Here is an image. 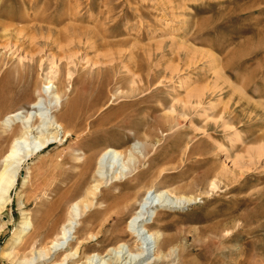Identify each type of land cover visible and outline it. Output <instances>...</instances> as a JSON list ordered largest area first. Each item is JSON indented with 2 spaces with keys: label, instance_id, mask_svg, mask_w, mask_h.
I'll return each mask as SVG.
<instances>
[{
  "label": "rangeland",
  "instance_id": "obj_1",
  "mask_svg": "<svg viewBox=\"0 0 264 264\" xmlns=\"http://www.w3.org/2000/svg\"><path fill=\"white\" fill-rule=\"evenodd\" d=\"M49 83L68 136L24 163L0 215V264L56 237L107 148L131 157V174L106 197L153 187L195 201L161 211L153 230L178 253L162 264H264V0H0V159L13 135L1 122L38 98L54 107ZM108 214L82 217L77 236H98L82 256L122 235L130 215Z\"/></svg>",
  "mask_w": 264,
  "mask_h": 264
},
{
  "label": "bare ground",
  "instance_id": "obj_2",
  "mask_svg": "<svg viewBox=\"0 0 264 264\" xmlns=\"http://www.w3.org/2000/svg\"><path fill=\"white\" fill-rule=\"evenodd\" d=\"M31 60L32 64H24L22 68L16 70L18 77L14 86L12 85L13 92L23 84L24 76L27 79L31 75L30 72H34L33 67H36L38 61L34 58ZM41 92L56 100L54 107H43L41 99L38 98L31 103L29 111L7 115L1 122L5 128V134L11 132L13 135L8 152L0 159V215L12 204V193L18 185L24 163L58 141L61 134H64V138L68 136L62 125L51 115L52 109L59 107L61 98L58 92L53 90L50 83L44 86ZM129 160L126 161L124 155L118 150L105 149L99 156L90 186L87 187L82 198L75 200L69 206L68 217L59 233L41 249H33L31 258H25L20 264L45 262L57 254L61 255V259H58L55 264H162L170 261V258L175 257L176 259L177 250L170 251L169 254L164 253L162 246L166 242L165 236L160 231H154L153 227L160 219L161 211L186 208L195 201L193 198H176L170 192H158L153 187L146 189L141 198L140 196L133 198L132 195H123L120 192L117 195L106 197L105 188L113 186L120 179H126L131 174L127 166ZM109 198L114 199L108 203ZM94 209L109 213L110 223L114 224L125 216H130L125 230L120 231L122 235L112 246L107 247L101 253L82 256V247L98 238L97 234L90 235L83 240L77 236L82 217ZM32 228L33 223L27 217L23 223L21 236L18 237V243H21L28 233L30 234ZM127 237H131L129 240L132 239L133 244L125 241ZM75 242L76 247L74 248ZM11 256L12 254L8 255L9 258Z\"/></svg>",
  "mask_w": 264,
  "mask_h": 264
}]
</instances>
